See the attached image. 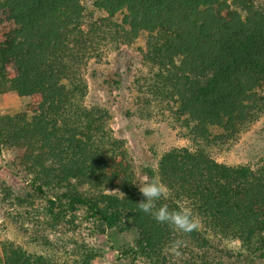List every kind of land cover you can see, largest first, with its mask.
<instances>
[{"label":"trees","instance_id":"trees-1","mask_svg":"<svg viewBox=\"0 0 264 264\" xmlns=\"http://www.w3.org/2000/svg\"><path fill=\"white\" fill-rule=\"evenodd\" d=\"M89 1L104 17L88 25L82 0H0V27H8L0 40V95L31 100L29 113L0 115V147L15 150L40 195L52 194L46 212L53 220L43 227L84 233L85 219L98 230H134L123 252L131 264H235L226 239L249 255L262 253L264 162L227 166L207 146L237 138L264 117V8L253 0ZM142 34L144 60L154 69L149 91L176 105L194 144L163 153L143 173L168 188L157 207L192 209L200 226L190 233L140 210L146 198L124 140L107 127L110 113L83 104L80 69L94 44H129ZM4 254L0 264H57L20 247ZM95 257L86 250L80 264Z\"/></svg>","mask_w":264,"mask_h":264},{"label":"rangeland","instance_id":"rangeland-1","mask_svg":"<svg viewBox=\"0 0 264 264\" xmlns=\"http://www.w3.org/2000/svg\"><path fill=\"white\" fill-rule=\"evenodd\" d=\"M253 1L255 6L264 8V0ZM82 5L88 25L104 17L94 9L91 1L82 0ZM7 28L0 27V40H3ZM146 37V34H142L129 44L111 40L94 44V50L81 67L79 76L87 84L83 104L88 108L98 105L110 113L107 127L114 138L124 140L139 188V183L146 177L143 169H155L163 153L175 148L192 149L194 146L188 137L190 129L174 114L176 105L155 99L149 91L148 83H151L154 69L144 60ZM115 75H119V78ZM112 78L119 80V84L115 85L111 81L107 83ZM30 103V98L14 92L2 94L0 115L29 113ZM219 133L220 130L213 131V135ZM207 147L216 162L227 166H255L264 162V117L250 125L237 138L223 139ZM32 180L33 176L21 165L15 150L7 146L0 147L2 260L7 247L14 246L57 264H80L81 254L86 250H93L96 254L91 264H131V256L126 258L123 252L133 245L137 237L134 230L125 233L106 226L98 230L94 227V221L86 223L85 219H80L87 229L84 233L77 232L74 226L67 228L59 225L53 229L43 227L45 221L53 220L46 212L53 196L40 195L36 187L32 186ZM85 190L87 188L80 189L81 192ZM46 192L50 193L49 190ZM223 246L235 255L234 259H230L235 264H264V251L249 255L240 242L229 239L223 242ZM245 254L250 256L251 262L246 261L245 257H237Z\"/></svg>","mask_w":264,"mask_h":264},{"label":"clouds","instance_id":"clouds-1","mask_svg":"<svg viewBox=\"0 0 264 264\" xmlns=\"http://www.w3.org/2000/svg\"><path fill=\"white\" fill-rule=\"evenodd\" d=\"M139 184V191L146 198V202L138 204L142 212L152 215L158 223L183 233H190L199 228V221L193 216L190 207L170 209L167 204L157 207L156 202L166 198L168 194V188L158 178L149 181L145 177Z\"/></svg>","mask_w":264,"mask_h":264}]
</instances>
